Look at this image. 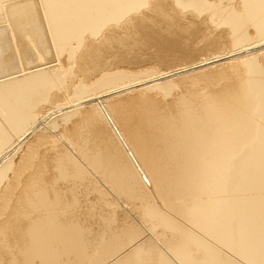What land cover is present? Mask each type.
<instances>
[{
  "label": "bare ground",
  "instance_id": "bare-ground-1",
  "mask_svg": "<svg viewBox=\"0 0 264 264\" xmlns=\"http://www.w3.org/2000/svg\"><path fill=\"white\" fill-rule=\"evenodd\" d=\"M0 264H264V0H0Z\"/></svg>",
  "mask_w": 264,
  "mask_h": 264
},
{
  "label": "rangeland",
  "instance_id": "rangeland-1",
  "mask_svg": "<svg viewBox=\"0 0 264 264\" xmlns=\"http://www.w3.org/2000/svg\"><path fill=\"white\" fill-rule=\"evenodd\" d=\"M3 54H5V53H3ZM207 56H209V55H205V54H197L196 56H194V57H192V58H190V62L191 63H194L195 61H197V60H199V59H204V58H206ZM224 61V60H223ZM221 61H218V62H215V63H212L213 65H206V66H200V67H202V68H200L199 70H201L200 72H202V73H207V74H210V73H212L213 71H215L216 69H215V66H218V64L220 63ZM179 65V63L178 64H176V65H173L174 67L175 66H178ZM225 65V64H224ZM224 65H221L222 67L224 66ZM220 65H219V68L221 67ZM227 66V65H226ZM172 67V66H171ZM166 68H170V67H162V68H157V69H161V70H164V69H166ZM218 68V69H219ZM228 70V67L227 68H225L223 71H227ZM196 71V70H195ZM199 72V73H200ZM214 73V72H213ZM198 74V73H197ZM186 76H182V77H180L179 79H177V81H176V84H178L179 86H181V87H183V86H186V87H188L189 88V86L187 85V80H186ZM193 88H194V90H200V88H203V86L201 87V86H199V85H195V86H193ZM203 90H205V87L203 88ZM68 126H69V124H67ZM67 126V127H68ZM32 142V140L30 141V143ZM29 145V144H28ZM25 150V149H24ZM23 150V151H24ZM45 149H41V154H40V157L42 156V158H41V160H43V162H44V160H49V165H50V163H51V161H50V159H49V156H50V154L48 153V149H46L45 150V154H42L43 153V151H44ZM47 159H46V158ZM49 165H47V167H48V169H50L51 168V166H49ZM50 167V168H49ZM59 185H61L60 183H59ZM129 216V215H128ZM119 217H117V220H119V219H121V217L118 219ZM96 221H95V223H97L98 222V220L97 219H95ZM92 224V228L93 229H95V230H97L96 228H97V226H96V224ZM95 225V226H94ZM94 227H96V228H94Z\"/></svg>",
  "mask_w": 264,
  "mask_h": 264
}]
</instances>
